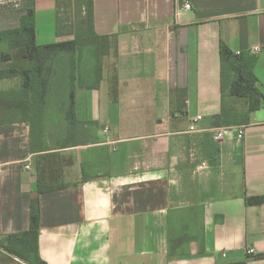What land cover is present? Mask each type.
Returning <instances> with one entry per match:
<instances>
[{"label": "crops", "instance_id": "1", "mask_svg": "<svg viewBox=\"0 0 264 264\" xmlns=\"http://www.w3.org/2000/svg\"><path fill=\"white\" fill-rule=\"evenodd\" d=\"M60 1L0 0V32L33 9L38 45L73 40ZM94 31L74 82L69 55L54 59L36 152L25 116L0 114L1 242L30 230L38 198L42 264H264L249 257L264 203H246L264 196V105L248 124L216 119L222 43L258 57L264 95V0H94ZM9 80L1 93L21 88ZM39 156L59 190L38 194ZM0 264L29 263L0 248Z\"/></svg>", "mask_w": 264, "mask_h": 264}, {"label": "trees", "instance_id": "2", "mask_svg": "<svg viewBox=\"0 0 264 264\" xmlns=\"http://www.w3.org/2000/svg\"><path fill=\"white\" fill-rule=\"evenodd\" d=\"M57 4L58 33L61 35H74L71 41L38 45L36 40V13L29 10L22 18L20 28L0 32V46L9 50H20L26 66L9 67L0 70V80L19 79L21 88L12 93L0 92V114L6 112L8 120L15 114H23L31 129L32 150L36 152L39 136L45 129L44 113L45 102L50 92V78L53 76L54 59L59 65L65 55H69L70 65L73 68L69 79L75 81V71L79 65V53L84 41H96L94 31V0H70ZM70 10L75 13L74 22L69 16ZM69 11V12H68ZM221 59V90L223 107L220 115L216 117L220 126H234L248 124L252 112L264 105V95L258 88V79L255 67L258 57L251 53L236 54L232 49L222 43L220 46ZM11 54L1 53L0 61H13ZM58 72V78H63ZM74 96V94H73ZM243 104V108L231 107L229 102ZM39 179L37 181L38 194L59 190L61 187L52 184L53 170L45 160L39 156L37 161ZM248 205H262L264 196L246 199ZM41 211L39 199L31 205V227L24 234L11 235L5 242L0 240V248L29 264H42L39 256ZM250 258L262 259L264 254ZM246 264V263H237Z\"/></svg>", "mask_w": 264, "mask_h": 264}, {"label": "rangeland", "instance_id": "3", "mask_svg": "<svg viewBox=\"0 0 264 264\" xmlns=\"http://www.w3.org/2000/svg\"><path fill=\"white\" fill-rule=\"evenodd\" d=\"M70 14L67 16H69V18L71 19L72 22H74L75 20V13L74 11L70 10ZM69 12V11H68ZM1 53H5V54H11L14 57V60L11 62H1L0 61V70L1 69H6L9 67H22L26 64V61L24 59H22V53L20 50H9L6 49L3 45L0 46V57H1ZM15 81V80H14ZM14 81L9 80L8 82H0V90L5 89V88H12L15 86ZM229 104L231 105V107H236L238 109L243 108V104L241 103H236V102H229Z\"/></svg>", "mask_w": 264, "mask_h": 264}, {"label": "built area", "instance_id": "4", "mask_svg": "<svg viewBox=\"0 0 264 264\" xmlns=\"http://www.w3.org/2000/svg\"><path fill=\"white\" fill-rule=\"evenodd\" d=\"M192 9V5L189 3V2H186L184 5H183V7H182V11H190ZM259 51V49L258 48H256L255 50H254V53L256 54L257 52ZM202 120V117L201 116H198L196 119H194V122H193V124H192V126H191V128H190V130H191V132H196L198 129H197V123L199 122V121H201ZM227 130V128H220V129H218L217 131H216V135H215V140L216 141H219V140H221L222 138H223V136H224V132ZM243 136H244V131L243 130H240L239 131V137L240 138H243ZM0 240H1V237H0ZM249 253L250 254H253L254 253V250L253 249H250L249 250Z\"/></svg>", "mask_w": 264, "mask_h": 264}]
</instances>
